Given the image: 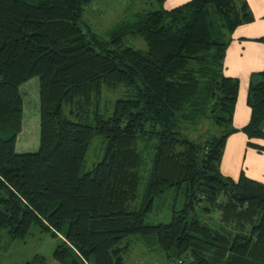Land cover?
<instances>
[{
  "label": "trees",
  "instance_id": "16d2710c",
  "mask_svg": "<svg viewBox=\"0 0 264 264\" xmlns=\"http://www.w3.org/2000/svg\"><path fill=\"white\" fill-rule=\"evenodd\" d=\"M92 1L0 0V232L49 233L61 264H124L133 235L169 264H264V182L221 171L236 132L264 151V67L250 75V119L238 128L241 79L225 66L232 33L255 19L250 4L158 0L102 35L83 18ZM136 35L146 49L127 43ZM35 77L40 146L18 152L21 87ZM205 122L217 129L200 141L183 131ZM95 135L104 155L86 170ZM168 195L170 220L148 222Z\"/></svg>",
  "mask_w": 264,
  "mask_h": 264
},
{
  "label": "rangeland",
  "instance_id": "374dc122",
  "mask_svg": "<svg viewBox=\"0 0 264 264\" xmlns=\"http://www.w3.org/2000/svg\"><path fill=\"white\" fill-rule=\"evenodd\" d=\"M150 1L152 2L151 4L148 3L149 0H94L87 6L83 18L84 21L87 22L96 32L105 35L117 22L124 19L125 17L127 18L131 16L133 11L142 9H157L161 6L158 0ZM166 1L167 0L163 1V6H166ZM153 4L154 6H152ZM251 10L255 17L254 20L256 21L257 18L252 7ZM243 28L244 27H237L231 35L232 38L236 37V35L240 36V30H242ZM127 43L139 49L147 48L145 39L139 35L130 36L127 39ZM261 43L264 44L263 41ZM239 69L243 73V62H241V67H239L238 69H235V67H233L230 70L226 66V72L233 75H236ZM249 79L250 76L243 78V80L241 81V85L243 86L242 90L245 88L247 93L249 87ZM21 91L24 93L25 114L23 130L19 134L17 140V151L35 152L39 149L41 137L39 77H35L23 84L21 87ZM126 91V87H120L115 91L106 92V95L109 100H113L117 99L118 97L124 96ZM247 93L242 94L243 105L239 106L238 117L243 116V118L245 117V119L249 120L251 114L250 109H247L249 110V112H247V115L244 114V108H246L247 106L244 103V98L247 96ZM185 128L186 129H183V131L196 141L204 139L210 129H212L213 132L217 129L213 126H209L207 122H205L203 125L199 124V126L187 125ZM256 140L264 145V139ZM105 146L106 140L104 139V137L100 135H95L93 137L86 156V170L92 169L93 165L102 159L105 151ZM228 150L229 146L227 147L225 152H228ZM236 157L239 158V163L242 165V169H245L246 166H250L256 161L252 160L249 154L244 157L243 152L241 154L239 153ZM224 158L225 154L221 162V171L222 168H225V165L228 163L229 155L225 160ZM259 161H261L259 164H264V159L258 160L257 163ZM223 174L225 176H229L228 174ZM237 175L238 174H236L235 177H237ZM171 202L172 199L170 195H168L163 200H157L155 210L148 216V222L158 223L160 221H169L172 212ZM32 232L33 235L31 237L22 240L12 239L6 231H1L0 264H26L27 262H32L36 258V255L45 257L44 264H61L53 257V251L56 247L57 239L55 237H52L49 233L40 232L35 227L32 228ZM129 239L130 238H128L127 240ZM131 241H133L132 247L125 254L124 264H169L165 252L160 247L154 246L153 248L155 249H149V246L144 244V242L140 238H138V236L134 235L131 237ZM174 263L178 264V262Z\"/></svg>",
  "mask_w": 264,
  "mask_h": 264
},
{
  "label": "crops",
  "instance_id": "0c3cea01",
  "mask_svg": "<svg viewBox=\"0 0 264 264\" xmlns=\"http://www.w3.org/2000/svg\"><path fill=\"white\" fill-rule=\"evenodd\" d=\"M187 1L189 0H167L166 6L164 7L171 9ZM247 1L253 8L257 19L252 23L239 26L244 28L240 30V36L236 35V37L233 38L227 51L228 56L226 55V66L230 70L233 67L238 69L241 67V62H243V73L240 69L236 75L228 73L232 76L239 77L241 81L243 78L250 76L252 72L260 71L264 67V44L261 43L262 41L256 40V38L264 36V0ZM242 87L243 86L241 85L240 95L234 115V124H236V127L238 128L244 126L248 120L245 119V117L243 118V116L238 117L239 106L243 105L242 94L247 93L245 88L242 90ZM244 101L245 105H247V96L244 98ZM247 109H250L248 105L244 108L245 115L249 112ZM247 142L248 137L242 131L236 132L228 138L225 151L228 146L229 150L228 152L224 151V160L229 155V161L225 165V168H222V172L237 179L241 172L244 171L247 176L264 182V164H259L261 161L257 163L258 160L264 159V151H260L256 148L253 149V147L248 146ZM242 152L244 153V157L249 154L252 160H256L255 163L246 166L245 169H242V165L239 163V158L236 157ZM236 174H238L237 177H235Z\"/></svg>",
  "mask_w": 264,
  "mask_h": 264
}]
</instances>
